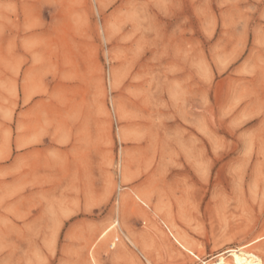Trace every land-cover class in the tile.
Instances as JSON below:
<instances>
[{
  "label": "rangeland",
  "instance_id": "rangeland-1",
  "mask_svg": "<svg viewBox=\"0 0 264 264\" xmlns=\"http://www.w3.org/2000/svg\"><path fill=\"white\" fill-rule=\"evenodd\" d=\"M256 241L264 263V0H0V264Z\"/></svg>",
  "mask_w": 264,
  "mask_h": 264
},
{
  "label": "bare ground",
  "instance_id": "bare-ground-1",
  "mask_svg": "<svg viewBox=\"0 0 264 264\" xmlns=\"http://www.w3.org/2000/svg\"><path fill=\"white\" fill-rule=\"evenodd\" d=\"M108 233L109 232L105 230L102 233V238L108 239ZM176 241L183 250L188 251L190 254L194 255V253L187 248L188 246L184 245L177 239ZM257 242L258 241L252 244L237 248V249H230L226 251L225 253L218 255L216 257L217 261L214 262L213 264H264L263 261L260 259V257L256 256L255 254H253L251 251L248 250L253 244ZM111 246H115L114 242L111 244ZM226 255H228L229 259L225 257ZM205 264H208V263H205Z\"/></svg>",
  "mask_w": 264,
  "mask_h": 264
}]
</instances>
